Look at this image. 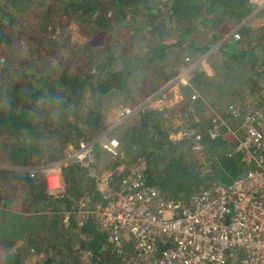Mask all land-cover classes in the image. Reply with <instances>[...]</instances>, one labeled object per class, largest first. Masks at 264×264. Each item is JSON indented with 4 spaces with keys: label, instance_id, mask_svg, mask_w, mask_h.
<instances>
[{
    "label": "trees",
    "instance_id": "1",
    "mask_svg": "<svg viewBox=\"0 0 264 264\" xmlns=\"http://www.w3.org/2000/svg\"><path fill=\"white\" fill-rule=\"evenodd\" d=\"M256 6L252 0H0V238L7 243L0 264H29L33 254L38 256L34 264L118 262L95 215L88 212L79 223L78 212L85 208L81 197L100 198L97 180L77 164L67 165L65 190L49 193L31 169L56 160L69 141L96 137L113 97L135 105L156 91L160 75L149 74L146 66L174 54L196 59L220 52L224 63L217 74L224 76L206 86L207 74L195 66L191 85L183 87L177 103L163 109L140 107L118 123L114 133L126 156L146 158L147 183L167 199H188L248 170L238 141L229 135H203L212 165L204 172L192 148L195 133L177 140L170 134L180 128L175 118L184 116L188 129L203 132L196 113L205 104L191 101L194 89H211L216 102L239 103L259 89L264 28L242 22ZM25 17L42 25L50 20L54 29L61 24L62 35L72 22L88 40L71 43L64 34L43 48L34 43L25 48L19 43ZM235 26L242 38L225 37L223 30ZM204 31L211 34L202 36ZM214 44L217 48L211 50ZM61 50H68L71 60ZM227 67L236 68L232 75ZM120 161L115 158L113 164ZM18 200L29 208L18 209ZM65 210L72 211L69 225L63 220ZM81 250L91 255L82 258Z\"/></svg>",
    "mask_w": 264,
    "mask_h": 264
},
{
    "label": "built area",
    "instance_id": "2",
    "mask_svg": "<svg viewBox=\"0 0 264 264\" xmlns=\"http://www.w3.org/2000/svg\"><path fill=\"white\" fill-rule=\"evenodd\" d=\"M252 1L257 8L244 23L257 17L264 6V0ZM261 23L264 26V17ZM228 36L242 38L237 27ZM190 80L188 66L178 71L171 84L188 86ZM258 85L242 103L231 101L224 109L207 103L196 113V119L204 122L203 132L191 133H195L192 148L199 154L205 153L203 135H229L238 141L237 148L250 167L230 183L214 182L188 199L164 198L146 181V158L130 160L115 133L69 141L58 162L36 166L31 175L41 176L49 193L65 190L63 167L67 165L77 164L97 180L100 198L81 197L85 208L79 211V223L88 212L95 215L118 258L115 264H264V70ZM199 96L194 89L191 101ZM120 109L115 125L137 110L134 106ZM103 154L112 159V166L101 163ZM115 158L121 161L113 164ZM71 214L64 211L66 225ZM80 255L87 258L91 251L81 250Z\"/></svg>",
    "mask_w": 264,
    "mask_h": 264
},
{
    "label": "rangeland",
    "instance_id": "3",
    "mask_svg": "<svg viewBox=\"0 0 264 264\" xmlns=\"http://www.w3.org/2000/svg\"><path fill=\"white\" fill-rule=\"evenodd\" d=\"M263 17L264 16L262 14L261 15L257 14V17L254 16L253 20L250 19L248 21V24L250 23L251 25H253L255 27L258 26L259 28H264V26H262V23H261L263 20ZM231 28H233V27H231ZM20 32H21L20 34H22V35L19 38V43L25 48L26 47L29 48L31 43L41 44V48H43L47 44V41L49 39H51V38L54 39L57 36L61 37L64 34H66L69 37V40L71 43L83 42V41L88 40V38L80 31L79 27L72 22H70L67 25V27L65 28L63 35H62L61 24H58L57 29H54V25L50 22V20L48 22L46 21L45 24L43 23V25H42V23H40L39 20H37V19L25 17L23 29ZM204 32L202 33V36H204V35L209 36L211 34L210 32H205V33ZM223 32L225 34H228L230 32V28L228 30L227 29L223 30ZM94 39H96V38H94ZM216 44H218V42ZM216 44H214L212 46L211 50H214L217 48ZM60 49H61V47L59 48V50ZM43 51H45V50H43ZM208 53L209 52L204 53V54L198 56V58H196V59H193L192 56H190V55L181 56V53L180 54L177 53V55L174 54L173 56H170L168 58V60L162 62L159 65H153L152 64V65L146 66V71L149 72V74H151L153 76H155V75L159 76L160 75L159 78H160L161 84L158 87V89L156 91L153 90V92H150L149 94L145 95L144 97L142 96L141 100L135 105L124 104L120 100H118L116 97H113L112 100H110V106H108L107 111H106V118H105L103 129L99 134L102 133V134H106L108 136V135H111L112 133L116 132V129H115V127L113 128V126H116L115 124H116V121L118 120V116L120 114L121 106H126V107L134 106L135 109H139L140 107H144V106H153V107H157V108L158 107L164 108V107H170V106L174 105L175 103H177L183 97V93H184L183 87L184 86H180V85L176 86L175 84L172 85L171 82H172V80H174L178 71H180L181 69H184V68H187L188 66H190L191 67V76H192L195 66H199L200 68H202V70L205 71V73L207 74L208 79H209L208 82L205 83L206 86H208L209 84L211 85L212 82L217 81L219 78L222 79V76H224L223 72H220L219 74H217L219 68L221 69L222 68L221 66H223V63H224V62H222V54L220 52H216L215 55H208ZM61 54H64V56L67 59L71 60L70 59L71 55H69L68 50L66 52L64 50H61ZM187 56L189 57V59H186ZM1 66H2V60L0 58V67ZM227 69H228V72L232 75L233 70H235L236 68L229 70V68L227 67ZM231 75H229V76L231 77ZM165 87H166V89H165ZM196 89L198 90L200 96L195 100L199 99L202 101V104H205V105H207V103H209L210 105H213V106H214V103L221 105V104H219V102H216L214 100L215 98L213 97V92L211 89L205 90L204 92L201 91L200 88H196ZM151 97H154V100H152L149 103V99ZM204 109H206V106ZM207 114H209V113H207ZM188 120H189V118H187V116H184L183 118H181V117L175 118V120L173 122H174L175 126L180 125V128L178 131H174L170 134L171 138H173L175 140L181 139L184 136V134L190 135L192 133V131L195 130V128L188 129V124H189ZM242 136H244V133H242ZM105 137L102 136L101 138L103 139ZM66 146L63 149V151L61 152V155L56 160H54L52 162H41V163H39V165H37L36 168L47 167V166H50V165L58 162L62 158V156L66 150ZM205 153L204 152L202 154L198 153V156H197L198 164L202 165V167H201L202 171L210 172L211 166H212L211 160H208V155ZM100 157H101V161H102L101 163H103L104 165H107V162H108L109 163L108 165L112 166L111 160H110L111 158L108 157V155L103 154ZM2 165H4V164H2ZM60 171L56 172V173H58L61 177ZM40 172L41 171L37 170V173H40ZM63 177H64V173H63ZM37 179H41V176H39ZM15 193L17 196V191ZM17 202L19 203L18 209L24 210V208H25V210H26V208H29V204L27 202H24L22 200H18ZM1 238H0V241H1L0 242V252L7 249L6 245L3 246L4 243H6V242ZM28 259H29V264H34L36 261H38V256L36 254H33V255H30V257Z\"/></svg>",
    "mask_w": 264,
    "mask_h": 264
},
{
    "label": "crops",
    "instance_id": "4",
    "mask_svg": "<svg viewBox=\"0 0 264 264\" xmlns=\"http://www.w3.org/2000/svg\"><path fill=\"white\" fill-rule=\"evenodd\" d=\"M252 20H253V18H251ZM251 20V21H252ZM219 102V104H221V105H218L217 103H214V106H216V107H218V108H225V105L228 103V102H220V101H218ZM218 105V106H217ZM206 106V108H207V105H205Z\"/></svg>",
    "mask_w": 264,
    "mask_h": 264
}]
</instances>
